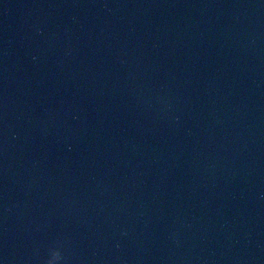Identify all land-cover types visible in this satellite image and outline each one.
Masks as SVG:
<instances>
[{
	"label": "water",
	"instance_id": "water-1",
	"mask_svg": "<svg viewBox=\"0 0 264 264\" xmlns=\"http://www.w3.org/2000/svg\"><path fill=\"white\" fill-rule=\"evenodd\" d=\"M0 264H264V0H0Z\"/></svg>",
	"mask_w": 264,
	"mask_h": 264
}]
</instances>
